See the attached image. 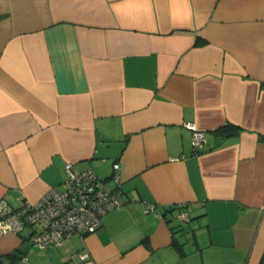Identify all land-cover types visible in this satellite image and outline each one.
Wrapping results in <instances>:
<instances>
[{
    "label": "crops",
    "instance_id": "obj_1",
    "mask_svg": "<svg viewBox=\"0 0 264 264\" xmlns=\"http://www.w3.org/2000/svg\"><path fill=\"white\" fill-rule=\"evenodd\" d=\"M67 162L110 189L118 163L122 204L45 249L0 236V264H264V0H0V199Z\"/></svg>",
    "mask_w": 264,
    "mask_h": 264
},
{
    "label": "built area",
    "instance_id": "obj_2",
    "mask_svg": "<svg viewBox=\"0 0 264 264\" xmlns=\"http://www.w3.org/2000/svg\"><path fill=\"white\" fill-rule=\"evenodd\" d=\"M192 129L193 151L202 150L206 135L192 123H186ZM111 180L114 189L106 186L91 169L75 172L72 163L64 165L66 176L60 187L51 186L36 201H23L19 206H12L6 199H0V236L20 233L25 228L40 226L27 237L28 242L40 249L60 245L73 234H88L101 227V217L107 211L122 204L120 191L117 190L120 178L117 174L119 164H112ZM184 203H178V218L188 221L189 216ZM145 212L154 210L153 203H146ZM158 215H160L158 213ZM87 253L81 255L82 259ZM27 260V257H23Z\"/></svg>",
    "mask_w": 264,
    "mask_h": 264
},
{
    "label": "trees",
    "instance_id": "obj_3",
    "mask_svg": "<svg viewBox=\"0 0 264 264\" xmlns=\"http://www.w3.org/2000/svg\"><path fill=\"white\" fill-rule=\"evenodd\" d=\"M202 42H203V39L196 38L195 44H201ZM237 130H238V127L235 126L234 124H232V123H225V124H223L222 126H220L217 129V132H219L221 134H231V133H234ZM171 229H172V232L174 234L173 227H171ZM172 243H173V245H176L179 248H181V244L178 243V241L176 240V238L174 236H172Z\"/></svg>",
    "mask_w": 264,
    "mask_h": 264
},
{
    "label": "rangeland",
    "instance_id": "obj_4",
    "mask_svg": "<svg viewBox=\"0 0 264 264\" xmlns=\"http://www.w3.org/2000/svg\"><path fill=\"white\" fill-rule=\"evenodd\" d=\"M176 223H181V221H180V222H176ZM183 224H184V223H183ZM177 236H178L179 240H181V239L183 240V238L180 239V237H183L182 234H181V235H177ZM186 240H187V241H186V243L184 244V246L187 245V244L191 245V239H189V238L187 237ZM183 241H184V240H183Z\"/></svg>",
    "mask_w": 264,
    "mask_h": 264
}]
</instances>
